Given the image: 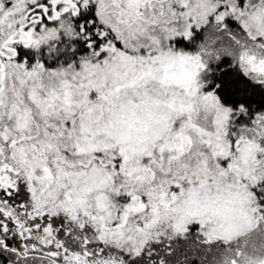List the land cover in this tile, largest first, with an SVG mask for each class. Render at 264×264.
Returning a JSON list of instances; mask_svg holds the SVG:
<instances>
[{
    "label": "snow or ice",
    "instance_id": "1",
    "mask_svg": "<svg viewBox=\"0 0 264 264\" xmlns=\"http://www.w3.org/2000/svg\"><path fill=\"white\" fill-rule=\"evenodd\" d=\"M0 264H264V0H0Z\"/></svg>",
    "mask_w": 264,
    "mask_h": 264
}]
</instances>
